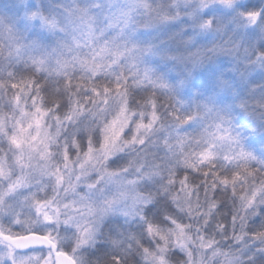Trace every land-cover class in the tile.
<instances>
[{"label": "snow or ice", "instance_id": "6c2138e0", "mask_svg": "<svg viewBox=\"0 0 264 264\" xmlns=\"http://www.w3.org/2000/svg\"><path fill=\"white\" fill-rule=\"evenodd\" d=\"M55 9L20 0L16 15L0 12V264H92L85 253L96 227L76 216L85 207L99 216L119 201L139 231L110 238L94 264H132L137 255L169 264L173 246L185 264H237L234 244L264 243V147L256 128L245 139L233 115H255L264 95L220 80L229 106L216 95L189 100L184 80L158 75L147 57L164 53L136 33L175 18L162 3L58 0ZM233 12L237 28L242 15L264 22V6ZM206 15L201 28L222 27L220 15ZM246 59L242 79L264 66V47ZM124 152L125 164L107 166ZM129 172L135 179L122 181ZM106 179L116 190L97 211L81 185L95 192ZM148 181L155 192L133 187Z\"/></svg>", "mask_w": 264, "mask_h": 264}, {"label": "clouds", "instance_id": "9594fccd", "mask_svg": "<svg viewBox=\"0 0 264 264\" xmlns=\"http://www.w3.org/2000/svg\"><path fill=\"white\" fill-rule=\"evenodd\" d=\"M23 2L27 4L29 0ZM44 2L56 10L55 5L58 0H44ZM19 3L20 0H0V12L16 15L19 13ZM154 3L164 4L169 14L175 18L166 24L153 21L147 30L140 28L137 31L136 39L151 44L164 53V55L147 57V63L170 83L175 84L184 80L185 84L180 89L182 96L189 100H198L207 95H216L222 105L229 106L232 100L231 94L218 89L217 82L220 80L228 81L233 90H245L247 85L257 88V98L264 95V88L260 87L264 85V66L257 64L243 79L240 74L249 66L246 56H250L252 50L264 47V22L259 17L252 20L242 15L238 18L241 25L239 28L232 23V16L235 15L233 9L237 4H249L252 10L264 6V0H230L228 3L225 0H154ZM236 11L240 10L236 9ZM211 12L222 17L223 23L220 29L215 25H210L207 29L200 27V24L207 23L209 16L206 14ZM198 51L203 55L199 57L194 55ZM252 81L255 83H251ZM253 111L255 115L249 112L242 113L237 109L233 115L235 120H239L244 125L240 131L245 134V139H247V129H257L254 142L256 147L260 148L264 147V115H262L264 109ZM154 151L159 150L154 149ZM160 155L162 156L163 152H160ZM128 158L127 152L117 153L107 166L115 168L123 165ZM120 179L127 182L129 179H135V174L129 172L127 176H120ZM133 187L137 191L155 192L156 190L151 181L141 182ZM81 188L83 193L90 195L91 202L99 211L105 207V200L115 192L116 185L106 179L95 192H90L84 185H81ZM126 207L127 202L119 201L111 211L102 212L99 216L90 214L89 209L85 207L80 215L76 216L77 220L89 222L96 227L95 245L85 253L92 264L97 259H103L104 250L110 247V238L126 234L132 229L139 231L134 218L124 215ZM70 214L76 215L71 212ZM147 239L144 237L145 242ZM260 248H264V243L248 241L247 245L234 244L231 250L237 258V264H264V252L259 251ZM173 249L169 254V264H185L187 257L183 252L175 246ZM132 264H142L141 258L137 255ZM204 264H214V261L206 259ZM215 264H222V258H217Z\"/></svg>", "mask_w": 264, "mask_h": 264}, {"label": "water", "instance_id": "95a60500", "mask_svg": "<svg viewBox=\"0 0 264 264\" xmlns=\"http://www.w3.org/2000/svg\"><path fill=\"white\" fill-rule=\"evenodd\" d=\"M34 247L37 248V250H39V249L42 248V247H43V249L47 250L46 247H44V246H40V245H36V246H34ZM18 251H20V252H26V251H28V250H27V249H21V250H18Z\"/></svg>", "mask_w": 264, "mask_h": 264}, {"label": "trees", "instance_id": "16d2710c", "mask_svg": "<svg viewBox=\"0 0 264 264\" xmlns=\"http://www.w3.org/2000/svg\"><path fill=\"white\" fill-rule=\"evenodd\" d=\"M258 222H259V220L257 219V223H258ZM35 254H40V253H39V251H37V253H35Z\"/></svg>", "mask_w": 264, "mask_h": 264}, {"label": "rangeland", "instance_id": "374dc122", "mask_svg": "<svg viewBox=\"0 0 264 264\" xmlns=\"http://www.w3.org/2000/svg\"><path fill=\"white\" fill-rule=\"evenodd\" d=\"M43 251H44V253L46 254L47 250H43Z\"/></svg>", "mask_w": 264, "mask_h": 264}]
</instances>
